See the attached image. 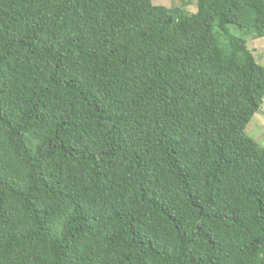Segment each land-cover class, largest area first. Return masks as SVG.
<instances>
[{
    "label": "trees",
    "instance_id": "16d2710c",
    "mask_svg": "<svg viewBox=\"0 0 264 264\" xmlns=\"http://www.w3.org/2000/svg\"><path fill=\"white\" fill-rule=\"evenodd\" d=\"M0 0V264H264V0Z\"/></svg>",
    "mask_w": 264,
    "mask_h": 264
},
{
    "label": "rangeland",
    "instance_id": "374dc122",
    "mask_svg": "<svg viewBox=\"0 0 264 264\" xmlns=\"http://www.w3.org/2000/svg\"><path fill=\"white\" fill-rule=\"evenodd\" d=\"M155 6L164 7H180L191 13L190 9L195 6L197 8V0H152ZM233 32L238 36L243 37L248 48L252 51L256 62L264 67V38L253 39L251 37H245L243 34L234 28ZM245 133L253 138L264 148V101L260 110L253 116L251 122L247 126Z\"/></svg>",
    "mask_w": 264,
    "mask_h": 264
},
{
    "label": "clouds",
    "instance_id": "9594fccd",
    "mask_svg": "<svg viewBox=\"0 0 264 264\" xmlns=\"http://www.w3.org/2000/svg\"><path fill=\"white\" fill-rule=\"evenodd\" d=\"M190 11H191L192 13H196V12L198 11V9H197L195 6H193V7L190 9Z\"/></svg>",
    "mask_w": 264,
    "mask_h": 264
}]
</instances>
